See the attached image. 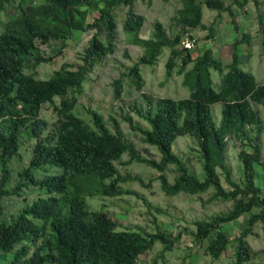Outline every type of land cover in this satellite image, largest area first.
<instances>
[{
  "label": "trees",
  "instance_id": "16d2710c",
  "mask_svg": "<svg viewBox=\"0 0 264 264\" xmlns=\"http://www.w3.org/2000/svg\"><path fill=\"white\" fill-rule=\"evenodd\" d=\"M14 1V14L7 15L0 30V264H138L139 257L156 242L163 245V251L172 250L184 232L173 233L171 223L155 222L154 231L119 228L116 221L124 219L126 213L115 212L113 218L109 211L87 205V198L96 195L136 193L122 183L137 177L121 174L115 163L125 153L127 163L145 164L157 171L161 191L167 196L200 195L212 190L210 201L231 202L229 210L194 221L195 228L189 234L193 243L204 244L205 253L214 259L232 242L236 264H250L257 253L247 236L256 223L264 224V193L261 184H255L258 167L264 170V116L254 107L262 108L264 115V84L242 67L249 61L250 52L234 51L231 61L223 65L211 48L199 50L192 57V48L182 43L188 33L194 45L191 31L196 29H208L213 36L214 22L203 21V6L220 17L232 13L230 0H181L182 6L172 17L174 34L169 35L164 25L155 21L148 38L139 35L145 17L133 11L136 0H0V16ZM141 1L151 4L153 0ZM233 1L243 7L252 0ZM122 6L128 7L121 23L124 40L141 47L142 53L112 81L114 101L122 98L123 77L136 92L141 91L145 80L140 65H154L164 48L169 50L165 78L169 79L176 68L182 85L189 89L185 98H154L143 93L130 110L144 125L135 121L133 114L123 116L129 127L141 134L143 142L157 149L159 159L141 155L123 137L113 116L109 118L113 122L110 127L101 113L88 109L92 125L86 124L74 112L76 100L69 95L81 89L99 61L115 52V10ZM255 6L258 8L257 3ZM257 22L264 53V14L257 15ZM236 30L240 37L235 38L233 48L241 43L249 46L250 34L238 26ZM82 33L91 34L76 68L63 63L47 79L25 71L26 66L52 61L67 39L79 41ZM56 40L61 44L54 55H42L39 45ZM54 99L59 100L57 104ZM47 103L53 104L57 116L50 130L48 121L40 116ZM215 103H221L218 121V115L212 112ZM22 133L34 138L32 155L28 166L18 172L16 184L8 188L12 180L9 163L19 153ZM184 135L196 142L202 179L174 151L176 138ZM233 137L246 141L237 153L243 173L240 182L232 179L227 162L228 142ZM170 165L177 172L173 182L166 174ZM37 170L45 175L38 177L34 173ZM24 188L28 192L40 188L43 192L25 202L9 221L1 220L3 198L21 196ZM244 213H248L244 229L230 239L223 225Z\"/></svg>",
  "mask_w": 264,
  "mask_h": 264
},
{
  "label": "rangeland",
  "instance_id": "374dc122",
  "mask_svg": "<svg viewBox=\"0 0 264 264\" xmlns=\"http://www.w3.org/2000/svg\"><path fill=\"white\" fill-rule=\"evenodd\" d=\"M232 13H222L217 17L215 12L203 6V21L207 24L214 22L215 34L210 36L209 30L196 29L191 31L195 38L194 45L187 39L182 37V43L191 46L192 57L197 55L199 50L206 47L212 49L223 65L231 61L232 54H247L250 52V59L242 64L243 69L250 71L255 78L264 84V53L260 50V34L257 15L264 14V0H252L243 7L230 0ZM258 4V8L255 6ZM16 1L7 6L6 13L0 16V30L2 22L7 19V15L14 14V6ZM182 6L181 0H153L151 4L136 0L132 4L133 11L144 15L145 20L141 27L139 35L142 38H148L152 35L155 21L161 22L169 35L175 32V22L172 17L177 9ZM128 7L122 6L115 10L117 18L116 29L118 36L116 40L115 52L108 55L104 60L99 61L91 72L87 75L81 89L75 93L70 92L69 95L74 97L76 105L74 112L83 119L87 124L92 125L88 109H94L101 113L107 120L110 127L113 122L109 119L113 116L118 120L119 129L123 137L135 145L136 150L143 156L159 159L160 155L154 146L148 145L141 139V134L132 130L129 124L123 120L126 114H133L135 121L145 124L140 118L130 110L133 103H139L143 93L149 94L154 98L168 96L172 98H185L189 95V89L182 85L181 76L176 74V68L169 79L165 78V61L169 54V50L164 48L162 54L158 57L154 65H140L141 73L145 80V85L141 91L136 92L128 83V79L123 77V95L119 101L113 99L112 81L121 77L126 72V68L137 61L142 53V48L124 40L125 33L121 27L122 21L125 19ZM248 10V11H247ZM258 12V14H257ZM94 15V14H93ZM88 19H90L88 17ZM236 26L241 27L244 32L251 36L250 44L247 46L241 43L236 49L233 43L236 37H240L237 33ZM91 33H82L81 39L76 41L72 38L65 41V47L62 52L55 56L52 61L43 62L36 66H26L25 71L34 74L40 79H47L52 73L61 67L63 63L71 64L76 68L81 64L80 54L84 50ZM61 42L52 41L49 45L40 44L39 51L44 56H53L55 50L60 46ZM244 69V70H245ZM217 80L218 74H215ZM218 82V81H217ZM217 87V85H216ZM58 99H54L55 104ZM263 115V110L259 106L254 105ZM221 103L212 105L216 120L220 118ZM41 118L48 121L47 130L53 129L57 116L53 104L47 103L43 105ZM44 135V134H43ZM255 136L254 134H252ZM252 136V137H253ZM20 148L18 155L10 161L9 168L11 170L12 180L8 183V188H12L16 184L18 172L26 168L29 164L34 138L29 137L26 133L20 135ZM246 144L241 138L233 137L228 142L227 162L231 166L232 179L240 182L243 177L240 161L237 153ZM174 151L185 162L186 166L198 176L203 178L201 173L200 160L198 157L196 142L189 135L178 136L174 143ZM261 159L264 162V136L261 141ZM128 155L125 153L116 161L118 171L125 175L136 176L137 180L122 183L126 189L133 190L134 195L123 194L116 197H104L96 195L87 198L92 209L109 211L111 217L115 218L114 213H126L124 219H117L119 228L139 229L144 228L147 231L156 229L155 222L171 223L173 233L183 231L180 240L173 245L170 251H163V245L159 242L154 243L152 248L139 257L138 264H152L157 261L158 264H236L234 257V247L232 242L229 243L225 252L218 258L214 259L205 253V246L193 243L189 234L194 230V221L207 219L211 216L223 213L231 208V202H223L220 200L210 201L212 190L200 195H192L179 193L174 196L165 195L160 188V182L156 178L157 171L151 167L141 163H127ZM255 184L260 185L264 193V170L258 167ZM38 177H42L44 172L37 170L34 172ZM168 180L173 182V178L177 175L174 165L168 166L166 170ZM223 179V177H222ZM244 184H241L243 186ZM22 190L21 196H8L3 198V215L1 220L9 221L17 210L22 208L25 202H31L42 193V189L35 191ZM159 210V211H158ZM248 213H244L237 220L223 225L227 231L229 238L240 234L246 224ZM247 241L251 248L257 253L256 257L250 261V264H263L264 261V224L256 223L251 230V234L247 236ZM206 244V242H205Z\"/></svg>",
  "mask_w": 264,
  "mask_h": 264
},
{
  "label": "built area",
  "instance_id": "2783aa9c",
  "mask_svg": "<svg viewBox=\"0 0 264 264\" xmlns=\"http://www.w3.org/2000/svg\"><path fill=\"white\" fill-rule=\"evenodd\" d=\"M184 39H187V40L189 41V39H188V33L184 35ZM184 45H185V44H184ZM185 46H186V45H185ZM186 47H191V46H186Z\"/></svg>",
  "mask_w": 264,
  "mask_h": 264
},
{
  "label": "crops",
  "instance_id": "0c3cea01",
  "mask_svg": "<svg viewBox=\"0 0 264 264\" xmlns=\"http://www.w3.org/2000/svg\"><path fill=\"white\" fill-rule=\"evenodd\" d=\"M252 2V1H251ZM251 2H249V3H251ZM213 13H214V11H212ZM216 14V13H215ZM205 22V21H204ZM206 23V22H205ZM207 24V23H206Z\"/></svg>",
  "mask_w": 264,
  "mask_h": 264
},
{
  "label": "clouds",
  "instance_id": "9594fccd",
  "mask_svg": "<svg viewBox=\"0 0 264 264\" xmlns=\"http://www.w3.org/2000/svg\"><path fill=\"white\" fill-rule=\"evenodd\" d=\"M5 21V20H4Z\"/></svg>",
  "mask_w": 264,
  "mask_h": 264
}]
</instances>
